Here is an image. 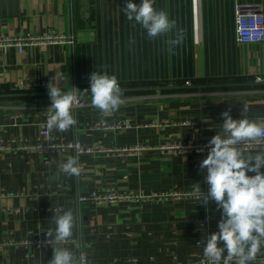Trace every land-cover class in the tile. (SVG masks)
<instances>
[{"label": "crops", "instance_id": "1", "mask_svg": "<svg viewBox=\"0 0 264 264\" xmlns=\"http://www.w3.org/2000/svg\"><path fill=\"white\" fill-rule=\"evenodd\" d=\"M127 0H0V38L55 31L72 44L0 47V264H44L52 258L53 217L72 210L74 235L61 245L91 264H196L207 235L218 231L220 211L201 205L193 191L208 147L222 131L221 113L264 122V41L238 43L235 6L264 15V0H155L184 30V41L169 53L168 35L148 38L123 12ZM139 5L142 0H132ZM115 75L120 87L215 85L166 91H122L119 110L102 116L91 103L90 74ZM53 78L63 91L78 89L77 124L51 133L100 151L54 155L28 149L46 126L50 104L11 105L8 95L48 92L19 88L21 82ZM230 84L233 86H224ZM75 90V89H74ZM42 98H49L42 97ZM50 99V98H49ZM245 106L247 111H244ZM126 121L129 127L97 129L95 123ZM182 122H191L182 124ZM184 143L185 147H177ZM242 151V150H241ZM246 155L264 153L255 149ZM77 156L79 177L61 166ZM251 175V173H249ZM171 191L193 195L162 201L92 203L79 200L91 190ZM207 209V210H206ZM264 253H262L263 255Z\"/></svg>", "mask_w": 264, "mask_h": 264}, {"label": "clouds", "instance_id": "2", "mask_svg": "<svg viewBox=\"0 0 264 264\" xmlns=\"http://www.w3.org/2000/svg\"><path fill=\"white\" fill-rule=\"evenodd\" d=\"M154 4L155 0H142L139 5L127 0L123 12L128 20H134L146 30L148 38L168 35L175 29V36L169 35L165 41L167 50L173 53L177 46L183 44L184 30L177 27L176 21L170 19L166 11L157 10ZM47 87L51 104L46 110V128L49 132H67L78 122L72 110L79 90L74 88L76 91L64 92L58 83H49ZM90 91L91 103L102 116L118 111L123 103L122 89L115 75L92 72ZM244 111H247L246 106ZM221 116L222 131L208 141L207 156L199 164L200 170H207L204 177L208 185L207 194L199 183L193 184L194 193L202 199L200 204L206 206L213 201L221 213L218 231L207 235L206 241L197 242V246L204 244L205 259L201 264H264V259H259L264 253V153L246 155L240 149L244 143L264 142V122L234 119L231 106ZM100 123L106 125L103 119ZM61 169L69 176L79 177L78 157L70 156ZM53 221L55 229L46 232L49 238L46 243L50 244L51 238L57 246L52 248L49 264H85L83 254L77 256L61 246L74 235V212L67 210L60 214L57 210Z\"/></svg>", "mask_w": 264, "mask_h": 264}, {"label": "built area", "instance_id": "3", "mask_svg": "<svg viewBox=\"0 0 264 264\" xmlns=\"http://www.w3.org/2000/svg\"><path fill=\"white\" fill-rule=\"evenodd\" d=\"M235 33L236 40L238 43L243 44H254L261 43L264 41V15L260 12H247L243 10L239 5L235 6ZM72 35L61 34L55 31H48L44 33H33L24 34L14 37H3L0 38V47L9 48L15 47L18 52H21L25 47L34 46L38 44H72ZM53 85V78L49 77L42 81H29L21 82L19 88L25 90H44L48 89V84ZM82 105V97L76 95V103L73 109ZM191 122H182V124H190ZM97 129H121L129 127L126 121H117L113 124H101L100 122L94 125ZM177 147H185L184 143L177 145ZM208 143H204L201 146H196L195 150L197 152L202 151L203 148H207ZM28 149H33L38 153H47L49 155H54L59 152H73L75 155L90 154L96 151H100L101 147H94L85 145L80 140H70L62 136L53 134L49 132L46 126L40 129V134L38 141L35 145H29ZM242 151L248 152L255 149H264V142H249L240 145ZM192 192H184L177 190L174 187L171 191H151L149 193L145 192H119L115 191L113 188L107 187L100 190H91L86 195H81L79 200L82 202H92V203H114L120 201H162L167 197L173 199H182L193 195ZM1 195V193H0ZM85 259V264H91L86 254H83ZM205 258L199 260L196 264H201V261ZM259 259H264V254L261 255ZM49 264V263H44ZM185 264V263H176Z\"/></svg>", "mask_w": 264, "mask_h": 264}, {"label": "water", "instance_id": "4", "mask_svg": "<svg viewBox=\"0 0 264 264\" xmlns=\"http://www.w3.org/2000/svg\"><path fill=\"white\" fill-rule=\"evenodd\" d=\"M255 84H264L257 83V82H246V83H236L233 85H255ZM224 86H233L230 84H221ZM215 85L211 84H198V85H154V86H143V87H135V88H121L122 91H166V90H182V89H190V88H209ZM76 91L73 88L64 91L70 92ZM89 92V91H88ZM91 92V91H90ZM86 93L84 91H77V94ZM8 97L14 98L13 100L8 101L11 105H42V104H51L49 98H42L48 97V92H29V93H19V94H12L8 95Z\"/></svg>", "mask_w": 264, "mask_h": 264}]
</instances>
